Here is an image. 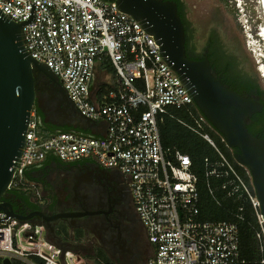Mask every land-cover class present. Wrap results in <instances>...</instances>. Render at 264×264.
<instances>
[{
	"label": "built area",
	"instance_id": "2783aa9c",
	"mask_svg": "<svg viewBox=\"0 0 264 264\" xmlns=\"http://www.w3.org/2000/svg\"><path fill=\"white\" fill-rule=\"evenodd\" d=\"M0 11L13 21L27 23V51L52 70L79 115L107 126L103 136H49L33 110L10 190H34L26 172L50 154L66 163L90 158L128 179L135 212L155 248L143 264H243L238 222L200 220L199 178L191 157L162 145L159 126L165 116H174L169 108L183 109L195 102L143 25L115 2L105 0H0ZM106 59L118 85L96 99L92 94L95 69ZM207 122L200 115L197 127H190L219 156L216 162L206 160L207 178L223 180L220 188L226 198L244 197L251 205L264 254V215L251 174L245 168L251 177L246 181L210 136L201 133ZM236 218L243 220L241 214ZM5 259L24 264H88L77 252L52 243L44 225L0 213V260Z\"/></svg>",
	"mask_w": 264,
	"mask_h": 264
},
{
	"label": "water",
	"instance_id": "95a60500",
	"mask_svg": "<svg viewBox=\"0 0 264 264\" xmlns=\"http://www.w3.org/2000/svg\"><path fill=\"white\" fill-rule=\"evenodd\" d=\"M105 1L115 2L122 12L139 21L155 38L195 105L221 134L227 146L235 150V161L250 172L264 215V139L255 137L248 129L250 119L264 109L260 95L244 96L227 87L222 78L214 74L207 54L205 59L198 60L189 55L186 29L176 3L164 0ZM25 25L26 22L13 21L0 11V213L23 222L42 218L44 221L40 224L56 235V224L61 219L82 214L47 216L43 211H37L24 215L15 211L12 204L3 202L22 156L40 80L59 81L52 70L33 59L27 51ZM59 92L74 105L62 85ZM75 110L78 113L76 107ZM77 117L78 121L67 115L71 123L77 121L89 128L96 125L95 121L81 117L79 113ZM3 264L12 262L5 259Z\"/></svg>",
	"mask_w": 264,
	"mask_h": 264
},
{
	"label": "flooded vegetation",
	"instance_id": "af4514ba",
	"mask_svg": "<svg viewBox=\"0 0 264 264\" xmlns=\"http://www.w3.org/2000/svg\"><path fill=\"white\" fill-rule=\"evenodd\" d=\"M180 1L186 16L189 55L205 59L207 54L214 74L222 81L224 78L236 85L251 86L255 79L258 80L249 58L240 45L229 38L222 18L217 13L207 12L201 21H196L191 17L193 10L188 3ZM60 85L59 81L41 79L35 106V111L38 108L42 113L41 124H49L53 131L70 127L68 114L78 119L74 105L59 92ZM227 85L234 89L233 85ZM259 90L263 88L258 81L257 87L245 93L259 95ZM31 168L28 180L34 182L35 189L10 190L3 198V202L12 204L15 211L24 215L37 211L47 216L82 214L63 218L58 224L82 233L85 241L95 240V243L90 242V249L95 252L104 249L116 259L115 264H138L154 255L155 248L135 212L128 179L121 172L103 168L90 158L75 163L46 158ZM43 221L39 217L35 220L36 223Z\"/></svg>",
	"mask_w": 264,
	"mask_h": 264
},
{
	"label": "trees",
	"instance_id": "16d2710c",
	"mask_svg": "<svg viewBox=\"0 0 264 264\" xmlns=\"http://www.w3.org/2000/svg\"><path fill=\"white\" fill-rule=\"evenodd\" d=\"M168 2H174L178 6V13L182 18V21L185 23V14H183V3L180 0H164ZM187 47V45H186ZM188 50V48H187ZM195 59V58H193ZM198 60V59H196ZM104 68L108 73H113L116 77V72L111 65L109 59L105 60L103 64ZM231 66L229 67V69ZM246 74V72H244ZM224 84L229 87L227 84L234 86V90L238 91L244 96L251 92L254 87H257L258 80H254V83L251 86H242L236 85L234 82H228L223 78ZM247 92V94L245 93ZM106 93V90L100 88L98 96H101ZM258 94L260 95L264 103V90H259ZM35 110V108H34ZM145 110V109H144ZM37 115L40 120V128L43 132L47 133L49 136L57 135L60 133H79L84 135H89L86 129L83 127H62L58 131H53L52 127L49 124H41L42 113L40 109L37 108ZM169 111L174 116H165L161 122L159 129L161 134L162 145L166 150L180 151L183 154L189 155L193 162V172L198 176V191L200 195V220L207 222H238L240 229V252L241 260L243 264H262L264 259V254L261 253L259 248V242L257 239V233L259 231V224L257 221L256 214L247 202L244 197H233L226 198L225 193L222 192L220 186L223 183V180L211 181L207 178V164L206 160L211 162H216L219 159V156L213 146L206 141L200 134L196 133L192 128L197 127L196 119L200 115H203L202 112L196 105H192L187 108L177 109L169 108ZM43 123L44 119H43ZM186 125H184V124ZM80 125H82L80 123ZM248 129L251 134L260 139H264V109L261 113L254 115L249 123ZM202 134H208L210 138L214 141L217 148L225 154V156L233 162L238 171L243 175L246 181L250 182L251 177L247 173V170L244 167H241L236 163L234 159V152L227 146V143L224 141V138L221 134L209 123L204 126L201 131ZM47 158L58 159L53 154L48 155ZM29 168L26 172V177L30 179L31 174L29 173ZM215 189L217 192L216 196L221 202H217L215 197L210 192V186ZM243 208L242 211L240 209ZM241 214L243 220H237L236 215ZM98 251V252H97ZM95 255L97 257L98 264H115L108 255L103 250H97ZM0 264L3 262L0 260ZM12 264H24L19 261H14Z\"/></svg>",
	"mask_w": 264,
	"mask_h": 264
},
{
	"label": "rangeland",
	"instance_id": "374dc122",
	"mask_svg": "<svg viewBox=\"0 0 264 264\" xmlns=\"http://www.w3.org/2000/svg\"><path fill=\"white\" fill-rule=\"evenodd\" d=\"M260 1L261 0H184L185 3H188L190 9L193 10L191 17L196 21H201L203 16H205L204 14L207 12L217 13L222 18L224 28L227 30L229 38L238 43L243 50V54L249 58L253 73L264 90V58H261L264 56V37L262 36L264 17ZM195 6L197 8H195ZM199 12L201 14H199ZM106 74H109L110 78H114L113 73L110 72ZM104 79L105 74L101 72L100 69L96 68L94 88L97 89L102 85ZM94 241L93 239L85 241L86 247H84V253H81V256L87 260L88 264H98L95 251L91 250L89 247L90 242ZM107 255L113 262L116 261L112 255L108 253Z\"/></svg>",
	"mask_w": 264,
	"mask_h": 264
},
{
	"label": "crops",
	"instance_id": "0c3cea01",
	"mask_svg": "<svg viewBox=\"0 0 264 264\" xmlns=\"http://www.w3.org/2000/svg\"><path fill=\"white\" fill-rule=\"evenodd\" d=\"M96 68L100 69V71L105 74V79L102 85H100L97 89L94 88V82L92 85V94L94 95V98L100 99V96H98V92L100 88H103L104 90H106V93H107L109 90L115 89L117 87L118 81L116 77L110 78L109 74H106L108 72L104 68L103 64L98 63ZM79 126L86 129L89 135H93V136H103L107 128L106 124L103 122H97L96 125H94L92 128H89L88 126H83V124L80 125L79 122H75V123L70 122V127H79ZM144 232H145V229H144ZM145 235H146V232H145ZM48 237L50 241L57 246H60L64 249L73 250L80 255L81 253H84V249H85L84 247H86L85 236L82 233L75 231V229L72 227H68V226L61 225V224L60 225L56 224V235L48 232ZM145 262H141L138 264H143Z\"/></svg>",
	"mask_w": 264,
	"mask_h": 264
},
{
	"label": "bare ground",
	"instance_id": "6f19581e",
	"mask_svg": "<svg viewBox=\"0 0 264 264\" xmlns=\"http://www.w3.org/2000/svg\"><path fill=\"white\" fill-rule=\"evenodd\" d=\"M261 5H262V10H263V17H264V0H261ZM260 34V33H259ZM262 36L264 37V26H263V30H262ZM259 37V36H258ZM261 37V36H260ZM258 51V50H257ZM261 54V53H260ZM262 64V63H261ZM262 66V65H261ZM264 71V69H263Z\"/></svg>",
	"mask_w": 264,
	"mask_h": 264
},
{
	"label": "clouds",
	"instance_id": "9594fccd",
	"mask_svg": "<svg viewBox=\"0 0 264 264\" xmlns=\"http://www.w3.org/2000/svg\"><path fill=\"white\" fill-rule=\"evenodd\" d=\"M262 58H264V56Z\"/></svg>",
	"mask_w": 264,
	"mask_h": 264
}]
</instances>
